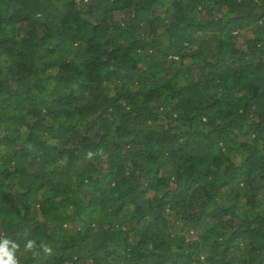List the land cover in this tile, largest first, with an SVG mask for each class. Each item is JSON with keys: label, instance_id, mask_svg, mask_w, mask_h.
<instances>
[{"label": "trees", "instance_id": "trees-1", "mask_svg": "<svg viewBox=\"0 0 264 264\" xmlns=\"http://www.w3.org/2000/svg\"><path fill=\"white\" fill-rule=\"evenodd\" d=\"M4 238L264 264V0H0Z\"/></svg>", "mask_w": 264, "mask_h": 264}, {"label": "clouds", "instance_id": "clouds-1", "mask_svg": "<svg viewBox=\"0 0 264 264\" xmlns=\"http://www.w3.org/2000/svg\"><path fill=\"white\" fill-rule=\"evenodd\" d=\"M91 153H89V156ZM3 241L2 244H0V264H19V261L15 255L17 249H18V244L15 243L14 241L4 238L0 239ZM9 242H12V249L10 250L8 248ZM37 245L34 240H28L26 245H25V251L26 252H32L34 257H38L40 255L39 251H35ZM44 253L50 254L51 253V248L47 244H41L39 246Z\"/></svg>", "mask_w": 264, "mask_h": 264}, {"label": "rangeland", "instance_id": "rangeland-1", "mask_svg": "<svg viewBox=\"0 0 264 264\" xmlns=\"http://www.w3.org/2000/svg\"><path fill=\"white\" fill-rule=\"evenodd\" d=\"M247 36H250V34L249 33H247ZM241 40V39H240Z\"/></svg>", "mask_w": 264, "mask_h": 264}]
</instances>
